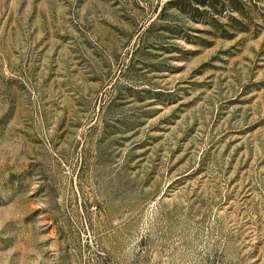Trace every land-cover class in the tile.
I'll use <instances>...</instances> for the list:
<instances>
[{"label": "rangeland", "instance_id": "obj_1", "mask_svg": "<svg viewBox=\"0 0 264 264\" xmlns=\"http://www.w3.org/2000/svg\"><path fill=\"white\" fill-rule=\"evenodd\" d=\"M203 1L0 0V264H264V0Z\"/></svg>", "mask_w": 264, "mask_h": 264}, {"label": "trees", "instance_id": "obj_2", "mask_svg": "<svg viewBox=\"0 0 264 264\" xmlns=\"http://www.w3.org/2000/svg\"><path fill=\"white\" fill-rule=\"evenodd\" d=\"M256 1L257 0H204L203 2H200L201 6L204 8L203 11H200L198 8L191 10L194 14L192 19L194 21L203 20L205 23H208V25L215 27L216 20L219 17L227 15L230 20L229 24L226 25L229 27L228 29L235 33L239 31H247L245 28L246 24L244 26L243 22H248L247 25H249L251 20L246 17V14L251 10L249 3H255ZM235 15L236 18L234 17ZM222 37L231 38V36L228 35V32H224Z\"/></svg>", "mask_w": 264, "mask_h": 264}]
</instances>
